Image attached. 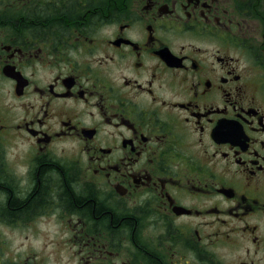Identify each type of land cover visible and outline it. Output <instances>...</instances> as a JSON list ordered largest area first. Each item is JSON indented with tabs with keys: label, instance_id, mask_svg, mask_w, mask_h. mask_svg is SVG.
<instances>
[{
	"label": "flooded vegetation",
	"instance_id": "flooded-vegetation-1",
	"mask_svg": "<svg viewBox=\"0 0 264 264\" xmlns=\"http://www.w3.org/2000/svg\"><path fill=\"white\" fill-rule=\"evenodd\" d=\"M0 264H264V0H0Z\"/></svg>",
	"mask_w": 264,
	"mask_h": 264
},
{
	"label": "trees",
	"instance_id": "trees-1",
	"mask_svg": "<svg viewBox=\"0 0 264 264\" xmlns=\"http://www.w3.org/2000/svg\"><path fill=\"white\" fill-rule=\"evenodd\" d=\"M89 205H92V201L90 202V204Z\"/></svg>",
	"mask_w": 264,
	"mask_h": 264
}]
</instances>
